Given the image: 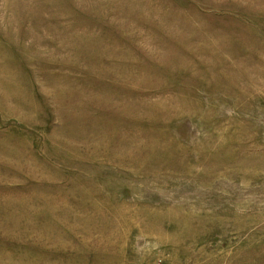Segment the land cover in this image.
<instances>
[{
	"label": "rangeland",
	"instance_id": "rangeland-1",
	"mask_svg": "<svg viewBox=\"0 0 264 264\" xmlns=\"http://www.w3.org/2000/svg\"><path fill=\"white\" fill-rule=\"evenodd\" d=\"M0 264H264V0H0Z\"/></svg>",
	"mask_w": 264,
	"mask_h": 264
}]
</instances>
